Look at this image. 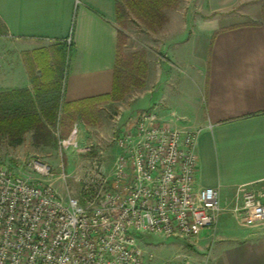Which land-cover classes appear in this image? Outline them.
I'll list each match as a JSON object with an SVG mask.
<instances>
[{"label": "crops", "instance_id": "0c3cea01", "mask_svg": "<svg viewBox=\"0 0 264 264\" xmlns=\"http://www.w3.org/2000/svg\"><path fill=\"white\" fill-rule=\"evenodd\" d=\"M119 1L0 0L2 41L12 52L0 67V90L30 88L21 54L65 42L73 49L62 112L108 94ZM166 17L156 32L165 38L158 65L147 70L156 88L140 105L160 124L196 134L195 185L216 189L221 211L212 229L183 240L190 249L173 248L159 264H264V224L244 226L233 212L238 188L264 179V0H198Z\"/></svg>", "mask_w": 264, "mask_h": 264}, {"label": "built area", "instance_id": "2783aa9c", "mask_svg": "<svg viewBox=\"0 0 264 264\" xmlns=\"http://www.w3.org/2000/svg\"><path fill=\"white\" fill-rule=\"evenodd\" d=\"M195 141L145 109L115 137L112 177L98 155L79 197L65 199L43 180L46 164H0V264H146L142 235L191 240L212 229L221 204L216 189L195 185ZM233 212L244 226L264 224V179L238 188Z\"/></svg>", "mask_w": 264, "mask_h": 264}, {"label": "rangeland", "instance_id": "374dc122", "mask_svg": "<svg viewBox=\"0 0 264 264\" xmlns=\"http://www.w3.org/2000/svg\"><path fill=\"white\" fill-rule=\"evenodd\" d=\"M175 2L174 7L161 10L165 21L168 12L171 13L174 8L188 11L190 7H197L198 4V0ZM152 23V20L137 16L129 7L121 9V19L117 21L121 38V68L118 70H121V83L127 88L119 100L101 102L88 110H81L80 113H66L61 109L49 144L35 143L31 132L25 133L17 145H12L7 138H0V164L15 172L25 169L29 161L36 160L46 164L51 175L43 180L63 199L68 196L79 197L81 179L90 167L92 159L98 155L101 157L106 176L110 179L119 152L115 142L116 135L131 129L138 114L144 110L140 105L144 92L156 88V78L148 77L147 70L151 65H158L156 59L161 55L158 48L165 38L156 33L162 23L159 27ZM2 39L3 29L0 26V67L12 56L10 43L3 42ZM134 55H137V60H142L145 66L142 74L135 71L132 62ZM20 56L23 60V54ZM66 71L67 66L63 71L64 77ZM154 73L155 71L152 72ZM138 83L142 85L138 86ZM68 139L69 142L64 148V140ZM137 245L145 253L146 264H159L161 259L172 257L173 248L190 249L186 241L162 235H142L138 238Z\"/></svg>", "mask_w": 264, "mask_h": 264}, {"label": "trees", "instance_id": "16d2710c", "mask_svg": "<svg viewBox=\"0 0 264 264\" xmlns=\"http://www.w3.org/2000/svg\"><path fill=\"white\" fill-rule=\"evenodd\" d=\"M175 4V0H120L116 3V18L117 21L121 19L122 7H129L137 16L152 20V25L159 27L165 22L161 10L174 7ZM120 40L118 32L117 56L110 92L82 100L76 105L79 107V110H75L76 113L88 110L101 102L119 100L125 93L127 87L121 83V70H118L121 68ZM72 49L70 43L59 42L48 50L41 49L23 54L30 88L0 90V138H7L12 145H17L25 133L31 132L35 143L51 142L52 129L59 121L58 114L62 107L65 79L63 71L68 67ZM134 58L132 62L135 71L144 73L142 60H137V55H134ZM141 85L142 83H138V86ZM71 107L64 104L65 110L70 111Z\"/></svg>", "mask_w": 264, "mask_h": 264}]
</instances>
